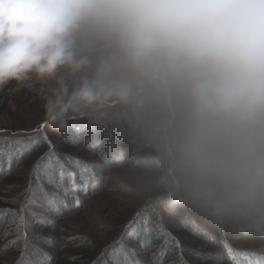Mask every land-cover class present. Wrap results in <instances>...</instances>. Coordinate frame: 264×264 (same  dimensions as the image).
Listing matches in <instances>:
<instances>
[{"label": "clouds", "instance_id": "9594fccd", "mask_svg": "<svg viewBox=\"0 0 264 264\" xmlns=\"http://www.w3.org/2000/svg\"><path fill=\"white\" fill-rule=\"evenodd\" d=\"M118 142L126 198L264 249V0H0V89Z\"/></svg>", "mask_w": 264, "mask_h": 264}, {"label": "rangeland", "instance_id": "374dc122", "mask_svg": "<svg viewBox=\"0 0 264 264\" xmlns=\"http://www.w3.org/2000/svg\"><path fill=\"white\" fill-rule=\"evenodd\" d=\"M41 90V85L38 83L29 86L17 85L16 82L0 89V129H6L9 132H29L44 122V113L39 99ZM78 123L82 125L81 127H84L83 129H86L85 131L82 130L85 138L76 137V134L72 136L69 134L73 125ZM44 132L55 145L56 151L61 153L62 156L67 154L77 157L83 164H87L90 168L88 178H93L89 182L87 178L83 179L87 184L78 187L79 195H83L79 208L69 210L61 202L55 205L53 203L54 199L44 198L38 190L35 191L34 198L29 202L25 211L26 232L30 244L27 255L35 258L36 248L42 250L43 253L54 252L55 250L60 254L52 257L51 264H73L76 261L75 259L78 258L77 253H90L92 250H96L100 256L102 247L105 248L116 238H122L123 243L135 251L136 258L144 264H153L154 258L158 257L156 255L158 248L161 246L152 247L153 245H151L150 248L145 245L141 246L143 243L137 241L131 234L132 227L134 230L137 226H134V213L140 211L141 206L126 198L117 183L116 176L121 165L120 162L124 159L121 151H113L115 149L112 147L107 153L109 143H106L104 148H101V144L96 145V136H99L101 132H90L83 121L70 122L67 134H61L47 124ZM106 135L102 134L104 139L107 138ZM37 137L38 135H34L30 139L33 140ZM29 146L27 152L23 153L17 161L13 158V162H9L7 159V152L0 151V170L3 169L2 172L4 173L3 176H0V196L12 197L23 191L27 187L34 162L40 155L48 151L43 140L36 139L35 142H30ZM103 149L104 153L101 152ZM20 152L22 151L19 149L18 153ZM2 154L4 155L2 156ZM4 157H6V161L1 160ZM67 163L70 164L69 168L71 169L72 162ZM73 168L77 170V182H82L80 169L75 168V166ZM95 181H99V183L97 184ZM87 185L89 186L87 187ZM47 186L46 188L52 192L51 186L48 184ZM23 200L24 198L20 197L21 203H23ZM68 204L71 206V201H68ZM5 205L9 206L11 204ZM12 205L20 206V204ZM6 216L9 217L7 220L5 217L7 222L3 221L0 224V247L7 239L12 238L5 236L4 233L15 227L13 217L8 216V214ZM51 219L53 220L50 221ZM155 221L159 223V217ZM44 226L46 228L43 229ZM163 226L169 230L173 229L168 223L165 212ZM54 235L57 237L53 238L51 242L49 237ZM81 237L86 239H81ZM230 241L235 248L242 249L234 241ZM181 245L175 248H166L168 253L163 259V264H177L181 261V256L183 261H188L191 264H221L219 251L221 248L218 246L212 245L213 247H211V243H208L203 247H198V251L199 249L203 251L209 248V251L203 257L204 260L201 262V254L196 251L188 254L183 244ZM47 247L50 248V251L47 250ZM245 250H252L257 255H264V249L261 248ZM18 255V249H9L5 253H0V264H14ZM50 259L51 257L40 256L42 264H49Z\"/></svg>", "mask_w": 264, "mask_h": 264}, {"label": "snow or ice", "instance_id": "6c2138e0", "mask_svg": "<svg viewBox=\"0 0 264 264\" xmlns=\"http://www.w3.org/2000/svg\"><path fill=\"white\" fill-rule=\"evenodd\" d=\"M45 127V124H40L29 132H9L6 129H0V151L7 150L10 147H16L19 151L20 147L25 144V139H23V137L34 135H39L48 148V151L40 155L34 162L30 171L27 187L15 196H0V203L20 204L18 209L10 207L0 209V211L10 214L15 218V227L11 231L4 233L5 236L12 238L7 239L3 246L0 247V253H5L9 249L19 250V255L14 264H42L40 256H47V253H43L39 248H36L35 250V258H31L27 255V249L30 244L26 232L27 221L25 211L29 202L33 200L35 191L38 190L45 197L50 195L55 196L63 192L67 194L69 199L72 201L71 206H69L67 201L61 200L64 207L69 210L71 208H79L81 201L76 180L77 172L71 170L68 167L67 162L70 161L74 164L81 165V179L87 178L90 174L89 166L87 164H83L79 158H75L67 154L62 156L61 153L56 151L55 145L44 132ZM44 180H46L48 185H50L53 189L51 193L42 182ZM20 197L24 198L23 203H21ZM146 212L148 213L149 219L159 217L160 222L157 224V227L164 231V235L167 237V240L175 241L177 246H179V242L176 241L175 236H173L171 232L164 230V211H156L149 208L146 209ZM191 227L198 229L195 225H191ZM204 234L208 235L207 233ZM81 239L86 238L81 237ZM167 240L162 242L160 249L156 253V255L160 258L158 264H163ZM224 248L231 264H264V256L257 255L255 251L235 248L228 243L224 244ZM238 256L244 257L245 260L243 262L238 260ZM252 257H255V259H252ZM180 259L182 264H186V261H183L182 256ZM93 264H141V261L136 258L135 251L123 243L122 238H116L113 242L102 249L100 256L93 262Z\"/></svg>", "mask_w": 264, "mask_h": 264}, {"label": "trees", "instance_id": "16d2710c", "mask_svg": "<svg viewBox=\"0 0 264 264\" xmlns=\"http://www.w3.org/2000/svg\"><path fill=\"white\" fill-rule=\"evenodd\" d=\"M41 124H45L46 125V122H42ZM76 124V123H74ZM82 125L80 123H78L77 125H73V128L70 129L69 131V134L70 136H72L73 134L75 135L76 134V137H81V138H85L84 137V134L82 133V130H86V129H83L84 127H81ZM80 133V134H79ZM103 133L99 134V136H96V145H99L101 144V148H104V146H106V143H109V145L107 146L108 150H107V153H109V150L113 147L115 150L113 151H118L120 150V147H119V144L117 141H115L113 138L111 137H108V135H106L107 138L104 139V137L102 136ZM85 136H87V134H85ZM30 138H32V136H25L23 137V139H25V144L20 147V150L22 152L18 153L19 151L17 150L16 147H10L6 150H3L5 152L8 153L7 156V159L9 160V162H13V158H15V160H19V158H21L22 154L27 152V150L29 149V145H30V142H35L36 139H39L40 141H42L41 137L38 135L37 138L31 140ZM108 139V140H107ZM28 147V148H27ZM121 151V150H120ZM101 152H105L104 149L101 150ZM4 154H2L3 156ZM18 155V156H17ZM77 158V157H75ZM3 161H6V157H4L3 159H1ZM80 160V159H79ZM124 160V159H123ZM81 161V160H80ZM123 161L120 162V164L122 163ZM83 163V162H82ZM71 169L73 171H77L76 169L73 168V166H75V168H81V165H78V164H74V163H71ZM68 167H70V164L68 165ZM5 170V169H4ZM3 169L0 170V176H3ZM2 174V175H1ZM93 177H87L88 179V182L92 179ZM45 183V185L47 186V181L44 180L42 181ZM80 182V183H79ZM77 182L78 184V187H80L82 184H87V182H85L83 179H82V182L79 181ZM97 184L99 183V181H95ZM45 186V187H46ZM89 185H87L88 187ZM48 187V186H47ZM49 188V187H48ZM50 193H51V190H48ZM59 199H55L57 197ZM55 196H48V197H45L44 198H47L50 200L51 199H54V202L55 205L59 202H61V200H64V201H71L68 197L67 194L61 192ZM80 197V201L83 197V195H79ZM41 200V199H40ZM72 203V201H71ZM60 206V205H58ZM6 207H10V208H19L20 206H13L12 204L11 205H5V204H0V209H3V208H6ZM143 207V206H141ZM141 207L139 208L140 211H137V213H134V218H135V225L136 228L133 230V227H132V231H131V234H133V238H136L137 241H139L140 243H143V245L141 246H146L148 248L151 247V245H153L152 247H157V246H161L162 242H164L165 240H167V237L164 235V231H162L160 228L157 227V224L156 223V218H153V219H149L148 218V213L146 212V209H149L148 207H143L141 209ZM44 208V207H43ZM138 209V210H139ZM167 214V220H168V223L170 226H172L173 229L169 230V229H166L164 227V230L166 231H169L173 234V236H175L176 238V241L179 242V246L181 244H183V247L186 249L187 253L188 254H192L194 253L195 251L198 252L199 254H201V262L205 255V253H207L209 251V248L205 249V250H200L199 251L197 250L198 247H203L205 246L206 244L208 243H211V247H213L214 245L215 246H218L220 247L221 249H219L220 251V263L221 264H231V261L229 260L227 254H226V251H225V248H224V244L225 243H228V244H231L232 246L234 245L230 239L228 238H225V237H221L219 235H214V234H208V235H205L203 231H201L199 228L196 229V228H193L191 227V225H187V224H183L181 222H179L176 218H174L173 216H170L167 212H165ZM7 213H4L3 211H0V224L3 222V221H6L7 219H9V217L6 216ZM8 216L11 217L10 214H8ZM5 217H6V220H5ZM13 217V216H12ZM13 220H15V218L13 217ZM53 219H51L50 221H52ZM7 222V221H6ZM15 224V223H14ZM45 224H49V223H45ZM51 224V222H50ZM15 226V225H14ZM14 228V227H13ZM46 228L45 226L43 227V229ZM57 236H51L49 237L51 242L53 241V238H56ZM211 237V238H210ZM161 238V239H159ZM157 240H160V241H157ZM157 242V243H156ZM52 245V244H51ZM213 245V246H212ZM182 246V245H181ZM171 248H175L177 247V243L175 241H172V240H167V244H166V248L167 249H170ZM234 247V246H233ZM46 249V248H45ZM102 249H104L102 247ZM102 249H101V252H102ZM160 249V248H158ZM47 250L50 251V248L47 247ZM58 251H55L54 252H48L47 254V258L51 257L50 261H49V264H51V262L53 261L52 257H54L56 254H60V253H57ZM100 252V254H101ZM168 251L166 250V253H165V256L167 255ZM78 255V258H76L75 262L73 264H93L94 262V259L99 256L98 255V252H96V250H92L90 253H77ZM259 256H264L263 254L259 255ZM159 257H155L154 260H153V264H158V261H159ZM238 260L240 261H244L245 258L242 257V256H238L237 257ZM252 259H255V257H252ZM4 261V260H3ZM6 261V260H5ZM74 261V260H73ZM141 264H144L143 262H141ZM177 264H182V262H178ZM186 264H191L189 263L188 261H186Z\"/></svg>", "mask_w": 264, "mask_h": 264}]
</instances>
